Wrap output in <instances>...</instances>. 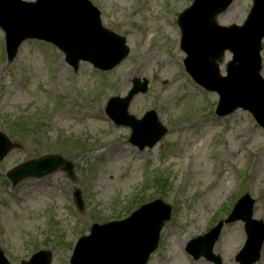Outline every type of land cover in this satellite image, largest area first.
Here are the masks:
<instances>
[{"label": "rangeland", "instance_id": "1", "mask_svg": "<svg viewBox=\"0 0 264 264\" xmlns=\"http://www.w3.org/2000/svg\"><path fill=\"white\" fill-rule=\"evenodd\" d=\"M92 1L104 25L125 36L130 48L111 72L80 63L75 73L61 52L38 41L25 42L9 63L1 34L0 132L17 144L0 162V248L10 264L31 262L40 246L51 252V264H67L76 232L88 235L94 222L125 216L145 179L140 198L179 202L148 264H188L183 248L211 229L216 216L242 194L260 198L254 218L264 222V131L248 112L225 118L205 113L215 110L218 96L190 85L179 35L168 26L171 19L176 24L188 0ZM251 5L235 0L219 24H243ZM168 6L171 19H160ZM231 59L226 54L222 74ZM262 59L264 67V51ZM135 79L140 86L146 82L147 91L135 96L129 114L141 118L155 110L168 128L161 142L143 152L128 142L127 128L110 129L103 106L108 93L125 97ZM23 120L25 129L17 125ZM119 145L125 152L113 153ZM46 154L73 161L80 177L69 179L57 171L11 185L8 169ZM75 188L85 199L83 213L72 209ZM242 234L241 222L224 227L215 247L223 264H238L234 253ZM196 263L213 264L203 258ZM257 264H264V246Z\"/></svg>", "mask_w": 264, "mask_h": 264}, {"label": "water", "instance_id": "2", "mask_svg": "<svg viewBox=\"0 0 264 264\" xmlns=\"http://www.w3.org/2000/svg\"><path fill=\"white\" fill-rule=\"evenodd\" d=\"M11 7H15V4H19L18 0H8ZM64 0H45V2L39 7V11H35V15L37 17H41L42 15L47 16V23L43 24L41 27L37 29L27 28L24 30L21 38L16 41L10 51V58L14 57L18 45L21 41L27 37H37L35 34H50L51 36H57L64 40H71L70 36L66 34L65 28L61 25L60 30L57 31L59 28L57 14H62L63 16H67L71 20V27H78L83 26L86 27L91 25L90 20L88 19V9L91 13L92 19L94 20L95 24L99 30L100 29V22L98 19V13L88 4L85 2L87 8L80 0H66V2L62 5ZM36 7V8H37ZM66 9H64V8ZM35 9V8H34ZM34 16V15H33ZM36 16H34L36 18ZM93 25V26H94ZM68 27V26H67ZM111 34V33H110ZM107 34L108 37L114 41L115 48L117 51L120 50V46L124 45V40L120 39L119 37L113 34ZM52 40V39H51ZM54 41L59 47L64 49V52L67 54L69 60H75L76 63L78 59H96L101 55H94L92 51L87 50L85 52H80L75 48H68L63 44ZM121 42V43H119ZM76 46V44H75ZM123 53V52H120ZM125 55V53H123ZM119 61V60H118ZM113 66V64H112ZM137 91H134L130 94L129 98L125 102V109L133 97V95ZM253 95V94H252ZM12 145L6 141V138L0 135V161L3 159L6 153L9 152ZM25 169L19 172L17 176H11L10 178L14 181V184L18 183L22 179L29 177V176H36L41 177L45 176L47 173L54 171L55 169L61 168L68 171L69 175H73V167L71 164L67 163L62 157L60 156H49L42 158L37 161H30L25 164ZM76 203L78 207L82 208V200L81 194L79 191L76 192L75 195ZM155 227L153 236L151 239V245L149 246L146 255L144 258H137L139 254L138 243H139V231H140V223L132 227V230L128 229H118V230H111L109 227L95 225L92 229V234L89 237H84L80 240L78 245V249L76 252L75 261L73 264H101L99 263L104 254L109 251L113 255L119 256L118 264H145L146 259L149 253L155 248L159 231L162 227V222ZM118 236H122L125 238L118 239ZM116 250V251H115ZM129 255L131 258H129Z\"/></svg>", "mask_w": 264, "mask_h": 264}, {"label": "bare ground", "instance_id": "3", "mask_svg": "<svg viewBox=\"0 0 264 264\" xmlns=\"http://www.w3.org/2000/svg\"><path fill=\"white\" fill-rule=\"evenodd\" d=\"M250 136L253 137L252 134ZM112 151L113 153H118V154H121V153L123 154L125 152V150L122 149L121 145L113 147Z\"/></svg>", "mask_w": 264, "mask_h": 264}]
</instances>
